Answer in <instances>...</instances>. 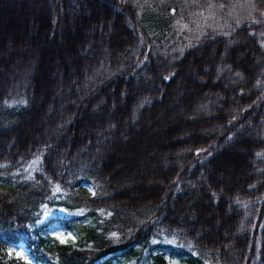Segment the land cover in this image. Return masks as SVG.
Wrapping results in <instances>:
<instances>
[{
    "label": "trees",
    "instance_id": "1",
    "mask_svg": "<svg viewBox=\"0 0 264 264\" xmlns=\"http://www.w3.org/2000/svg\"><path fill=\"white\" fill-rule=\"evenodd\" d=\"M172 258L264 264V0H0V264Z\"/></svg>",
    "mask_w": 264,
    "mask_h": 264
},
{
    "label": "rangeland",
    "instance_id": "2",
    "mask_svg": "<svg viewBox=\"0 0 264 264\" xmlns=\"http://www.w3.org/2000/svg\"><path fill=\"white\" fill-rule=\"evenodd\" d=\"M151 13L152 14H150V15H146V17L144 18V21L146 23L152 21V23H150V24L155 25L156 23L159 22V18L154 12L151 11ZM185 19L186 18H184V17H174L172 20V24L176 25L178 30H180L182 27L187 26V21ZM55 235L59 241H70V240L76 238V236H77L76 232L73 230H56ZM9 253H11L13 257H19V258H22L24 260H27V256L25 255L26 251H25V248L22 245V243H17L15 246L11 247L9 250ZM169 263L170 264H182L181 261H179L178 259H173V258L170 259Z\"/></svg>",
    "mask_w": 264,
    "mask_h": 264
}]
</instances>
